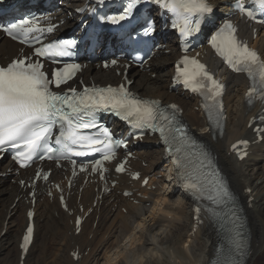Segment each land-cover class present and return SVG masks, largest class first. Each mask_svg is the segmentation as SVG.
<instances>
[{"label": "snow or ice", "instance_id": "1", "mask_svg": "<svg viewBox=\"0 0 264 264\" xmlns=\"http://www.w3.org/2000/svg\"><path fill=\"white\" fill-rule=\"evenodd\" d=\"M147 2L170 13L172 27L178 29L185 40L199 31L201 21L213 12L209 0ZM105 3L106 0H98L99 5ZM140 3L141 0H128L119 14L100 19L118 25L132 17ZM252 4L255 9L245 7L242 0H237L235 7L241 16L264 25V0H252ZM194 17H197L195 21ZM54 27H41L36 17L0 24V30L13 40L29 47L40 45L34 47L32 56L12 59L6 65H0V153L13 150L12 159L21 167H27L35 159L45 158L71 160L75 165L76 160L72 157L100 154L101 159L91 161L92 172H99L103 178L106 171L103 161L112 160L116 149L122 144L126 147V142L114 139L107 127L98 125L97 113L112 112L134 129L158 133L165 146V155L174 166L178 187L196 202L197 223H202L203 213L219 238L220 246L216 248L215 260L211 264H243L248 241L234 193L215 167L211 153L178 118L176 105L165 108L159 101L138 98L123 84L119 87H85L79 92L76 88L62 90L61 86L75 77L81 65L63 59L72 56V50L77 46L75 39L42 43L41 35L52 33ZM153 31L151 23L144 28L145 35ZM237 31L231 21H225L211 37L210 43L224 64L233 72L247 76L250 86L246 102L251 105L254 98L264 101V57L241 40ZM43 61L62 66L49 73L45 71ZM175 78L203 98V108L213 130L222 127L225 85L214 78L203 63L188 56L177 63ZM260 119L264 120V117ZM54 129L58 134L53 138ZM260 131L264 129H257ZM238 144L246 147L248 142L239 141ZM238 144L232 148L243 159L246 153L239 150ZM85 170L86 167L81 165V171ZM124 170L123 163L116 168L117 172ZM133 178L139 179V174ZM44 179L47 180L48 176L45 175ZM143 184L148 185V178L143 180ZM28 216L31 218L32 213L29 212ZM76 223L79 226V219ZM32 234L33 228L29 225L21 245L25 252Z\"/></svg>", "mask_w": 264, "mask_h": 264}, {"label": "bare ground", "instance_id": "2", "mask_svg": "<svg viewBox=\"0 0 264 264\" xmlns=\"http://www.w3.org/2000/svg\"><path fill=\"white\" fill-rule=\"evenodd\" d=\"M66 11H72V9L68 7ZM177 43L172 33L164 37L160 44H167V49L171 50L170 55H161L148 62L147 68L150 74L145 72L146 69L129 72V78L133 80L131 88L143 96L159 98L166 102H177L182 106L183 117L191 132L196 133L213 152L223 173L229 179L231 189L237 193L244 205L252 238L251 254L244 264H264V141L253 147L252 154L244 162H239L230 154L231 145L235 141L242 137L254 140L252 131L247 126L253 122L259 110L249 111L246 106L245 96L248 89L246 80L241 76L230 75L227 80L229 91L225 98L229 117L225 133L214 137L212 133L207 132L205 117L199 110L196 111L199 107L198 102L187 97L186 94L168 91L173 75V61L179 57ZM252 43L264 55V34L257 40H252ZM1 44L11 47L14 52L17 48L8 41H3ZM154 73H157V78L155 77L156 79L152 81L149 76ZM92 77L104 85L109 82L118 84L122 78H118L115 73L105 72L93 66L85 73L86 81L91 80ZM157 141V139L147 141L154 148L147 147L151 150L147 152L145 148H142L143 150L137 154L141 157V161L148 164L144 168L137 163L144 175L151 176L152 180L148 186L156 187L154 192L141 189L144 195L151 198L149 201L135 197V200L139 202L135 205L131 200L114 193L111 195L113 199L111 204L109 200H106L100 208H96L95 213L84 225L81 235L76 236L75 229L70 224L74 218L61 212L56 203L42 201L40 198L36 205L38 230L25 264H31V258L36 254L39 246V239L57 228L62 233L60 247L56 251H64L68 255L66 260L60 257L56 260L51 258L54 264H75L70 252H76L77 249L83 255L89 250L80 264H99L103 258H105V264H209L215 260L218 236L206 224V221L202 228L193 233V202L176 188L177 181L173 166L163 163L164 148L160 145L156 146ZM163 170L168 173H164ZM159 175L160 178H157ZM15 179L12 173L0 179V264H20L19 243L24 227L27 225L25 211L28 206L24 198L25 192L13 183ZM53 179H57L56 174ZM120 182L123 184L120 190L130 187L127 179L122 178ZM140 184H134L132 187L140 189ZM166 188H171V191H166ZM248 190H251V193ZM95 197L93 189H88L82 193V202L86 207L88 204L91 206ZM18 198H20L19 202L9 213ZM186 206L188 216L185 215ZM122 209L127 210V213H123ZM10 215L12 217L8 220ZM98 216L97 230L89 229V220L94 223ZM41 220H43L42 223ZM6 222H8L7 233L2 237ZM135 225L141 228L140 231L136 232ZM15 230L14 240L10 239ZM87 230L88 237L94 234L93 239L89 240L86 236L84 238ZM99 233L100 236H97ZM98 237L100 238L97 241ZM125 239L129 241L128 248L122 247ZM113 250V254L110 255Z\"/></svg>", "mask_w": 264, "mask_h": 264}, {"label": "rangeland", "instance_id": "3", "mask_svg": "<svg viewBox=\"0 0 264 264\" xmlns=\"http://www.w3.org/2000/svg\"><path fill=\"white\" fill-rule=\"evenodd\" d=\"M152 79V81H154L156 78L154 77V78H151ZM151 151V150H150ZM145 152H147V151H145ZM146 167V166H145ZM172 186H173V184H172ZM166 190L167 191H171V188H166ZM185 209H186V216H188V207L186 206L185 207ZM101 216V215H100ZM136 227V232H138V231H140V229L141 228H137V225H135ZM94 227V230H96V227L95 226H93ZM91 229H92V227H91ZM102 230V229H101ZM15 233H16V230H15ZM61 233H62V231L60 230V229H55L54 231H52L50 234L51 235H49V233H46V234H44L40 239H39V245L40 244H42L46 239V241L44 242V244L40 247V249L39 250H37L36 251V254L31 258L32 260H31V264H37L36 262L38 261H40L38 264H52L53 263V261H52V259L54 258V260H56V258L58 259V257H60V258H63V260H66L67 259V255H66V253L64 252V251H61V252H59V251H56L57 249H59V247H60V241H61V239H60V237H61ZM104 233V232H103ZM88 234V233H87ZM87 234H85V236L87 237ZM16 235V234H15ZM49 235V236H48ZM54 235H56V236H54ZM13 236V235H12ZM48 237V238H47ZM85 237V238H86ZM92 235L89 237V239L91 240L92 239ZM129 243V241L128 240H123V242H122V247L123 248H128V244ZM127 245V246H126ZM113 252H114V250L111 252V254L110 255H112L113 254ZM58 253H60V254H58ZM62 253V254H61ZM57 255V256H56ZM63 255V256H62ZM52 258V259H51ZM50 262V263H49ZM100 263L99 264H105V258H103V259H101L100 261H99ZM54 264V263H53ZM55 264H58V263H55ZM60 264V263H59Z\"/></svg>", "mask_w": 264, "mask_h": 264}]
</instances>
